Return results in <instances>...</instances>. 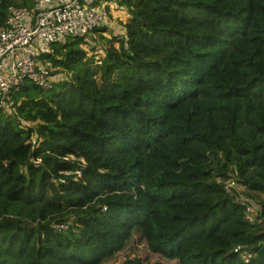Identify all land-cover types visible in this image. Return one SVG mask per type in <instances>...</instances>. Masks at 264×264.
I'll list each match as a JSON object with an SVG mask.
<instances>
[{
  "label": "trees",
  "instance_id": "1",
  "mask_svg": "<svg viewBox=\"0 0 264 264\" xmlns=\"http://www.w3.org/2000/svg\"><path fill=\"white\" fill-rule=\"evenodd\" d=\"M37 1L0 0V28ZM109 1L125 35L99 59L54 44L58 80L0 110V264H106L135 236L174 264H264V0Z\"/></svg>",
  "mask_w": 264,
  "mask_h": 264
},
{
  "label": "built area",
  "instance_id": "2",
  "mask_svg": "<svg viewBox=\"0 0 264 264\" xmlns=\"http://www.w3.org/2000/svg\"><path fill=\"white\" fill-rule=\"evenodd\" d=\"M96 1L38 0L32 9L8 7V17L0 28V110L14 109L13 95L26 82L49 89L58 80L59 75L51 72V63L46 59L54 44H63L73 37H83L87 44L96 38V28L105 25L109 17L105 4ZM224 188L230 191L239 186L229 177ZM242 203L246 218L254 220L260 207L247 198ZM55 228L66 229V225ZM249 257L248 253H241V258Z\"/></svg>",
  "mask_w": 264,
  "mask_h": 264
},
{
  "label": "rangeland",
  "instance_id": "3",
  "mask_svg": "<svg viewBox=\"0 0 264 264\" xmlns=\"http://www.w3.org/2000/svg\"><path fill=\"white\" fill-rule=\"evenodd\" d=\"M104 29H101L100 31H96V38H91L86 45L83 46V49L86 51V53L90 56L93 55L96 57V59H99L103 56L104 53V43L101 40V32H103ZM119 34V32H116ZM103 37V36H102ZM61 76L62 74L59 73ZM255 206L257 208L260 207V205L253 201ZM127 257H140L144 260V264H174L173 261L166 260L160 255L157 254H151L149 253L146 245L142 243V241H138L137 237L135 236L133 240L128 244V246L115 255L114 258L106 262V264H122Z\"/></svg>",
  "mask_w": 264,
  "mask_h": 264
},
{
  "label": "crops",
  "instance_id": "4",
  "mask_svg": "<svg viewBox=\"0 0 264 264\" xmlns=\"http://www.w3.org/2000/svg\"><path fill=\"white\" fill-rule=\"evenodd\" d=\"M106 7L109 12V19L104 27L101 28L104 29V31L101 32V35L105 38L125 35L123 23L128 19L126 10L121 9L113 1L106 2ZM116 32H119V34Z\"/></svg>",
  "mask_w": 264,
  "mask_h": 264
},
{
  "label": "clouds",
  "instance_id": "5",
  "mask_svg": "<svg viewBox=\"0 0 264 264\" xmlns=\"http://www.w3.org/2000/svg\"><path fill=\"white\" fill-rule=\"evenodd\" d=\"M106 7V6H105ZM107 8V7H106ZM108 10V9H107ZM108 19H109V17H108ZM102 27H104V25L102 26Z\"/></svg>",
  "mask_w": 264,
  "mask_h": 264
}]
</instances>
